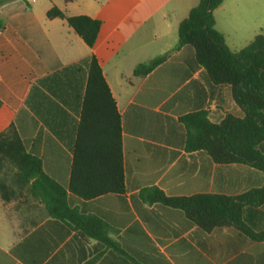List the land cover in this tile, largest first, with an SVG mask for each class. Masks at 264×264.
Here are the masks:
<instances>
[{"label":"crops","instance_id":"1","mask_svg":"<svg viewBox=\"0 0 264 264\" xmlns=\"http://www.w3.org/2000/svg\"><path fill=\"white\" fill-rule=\"evenodd\" d=\"M77 1L0 6L6 22L0 133L16 123L49 179L44 194L31 188L34 180L22 188L9 181L16 197L10 203L0 197V264H264V202L244 205L249 234L233 226L206 231L184 210L155 199V190L190 198L264 189L261 169L218 163L187 148L183 116L205 111L213 123L244 116L231 87L211 82L193 48L175 50L178 26L198 3L83 0L84 11L75 12ZM53 6L101 20L95 45L88 47L66 21L49 20ZM165 53L167 60L152 73L134 75L139 64ZM90 56L121 115L125 191L84 198L68 186L88 77L83 61ZM55 184L65 188L78 225L49 214L43 199L55 198Z\"/></svg>","mask_w":264,"mask_h":264},{"label":"trees","instance_id":"2","mask_svg":"<svg viewBox=\"0 0 264 264\" xmlns=\"http://www.w3.org/2000/svg\"><path fill=\"white\" fill-rule=\"evenodd\" d=\"M13 1L16 0H0V6ZM222 3L223 0H199L178 26L175 50L193 48L197 62L204 66L211 82L231 87L232 97L242 108L244 116L228 114L222 122L213 123L205 111L187 114L181 118L186 128V145L190 151L207 152L218 163H247L264 171L261 147L264 143V35H257L240 51H232L223 33L216 29L214 12ZM46 17L66 21L90 48L95 45L102 26L99 19L87 15L69 16L57 6H53ZM5 29L6 22L0 14V34ZM168 56L165 53L139 64L134 75H149ZM83 63L87 65L88 77L68 187L73 194L84 198L106 193L122 194L125 180L121 115L96 57L90 56ZM2 106L0 101V109ZM10 180L20 188L34 180L31 188L39 189L41 194L48 192L44 190L49 179L42 162L28 152L16 123L0 133V197L5 203L16 197L15 193L9 194ZM55 186V198L52 201L43 199L49 214L78 225L79 218L68 204L65 188ZM155 192L157 201L184 210L206 231L233 226L246 232L244 205L264 202V189L240 197L197 195L167 198L162 192ZM259 236L264 238V233Z\"/></svg>","mask_w":264,"mask_h":264},{"label":"rangeland","instance_id":"3","mask_svg":"<svg viewBox=\"0 0 264 264\" xmlns=\"http://www.w3.org/2000/svg\"><path fill=\"white\" fill-rule=\"evenodd\" d=\"M33 1L26 0V3L32 5ZM36 1L39 4L45 2V0ZM54 1L62 2V0ZM82 1H77L79 8L74 10L75 12L84 11ZM198 1L194 2L198 3ZM214 16L217 29L223 33L226 44L232 51H240L257 35H264V0H223L221 6L215 10Z\"/></svg>","mask_w":264,"mask_h":264}]
</instances>
